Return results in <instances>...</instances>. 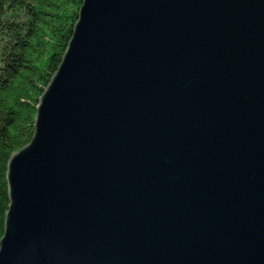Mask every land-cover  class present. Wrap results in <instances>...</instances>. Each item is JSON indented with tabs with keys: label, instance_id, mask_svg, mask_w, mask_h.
Segmentation results:
<instances>
[{
	"label": "water",
	"instance_id": "95a60500",
	"mask_svg": "<svg viewBox=\"0 0 264 264\" xmlns=\"http://www.w3.org/2000/svg\"><path fill=\"white\" fill-rule=\"evenodd\" d=\"M6 182L0 264H264V0H83Z\"/></svg>",
	"mask_w": 264,
	"mask_h": 264
},
{
	"label": "trees",
	"instance_id": "16d2710c",
	"mask_svg": "<svg viewBox=\"0 0 264 264\" xmlns=\"http://www.w3.org/2000/svg\"><path fill=\"white\" fill-rule=\"evenodd\" d=\"M83 0H0V239L10 156L27 145L39 97L57 70Z\"/></svg>",
	"mask_w": 264,
	"mask_h": 264
}]
</instances>
